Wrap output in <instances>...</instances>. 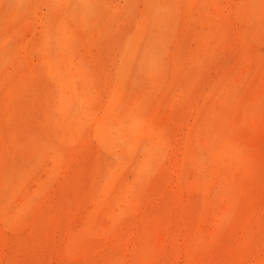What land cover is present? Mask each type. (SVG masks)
<instances>
[{
  "label": "rangeland",
  "instance_id": "1",
  "mask_svg": "<svg viewBox=\"0 0 264 264\" xmlns=\"http://www.w3.org/2000/svg\"><path fill=\"white\" fill-rule=\"evenodd\" d=\"M190 1L157 2L139 27L147 0H108L91 7L90 24L71 25L74 64L84 54V69L97 75L85 95L91 115L65 137L45 107L59 88L44 73L40 43L53 0H31L25 17L29 7L0 0V30L10 31L0 51V264H264V0ZM129 45L138 59L125 104L140 109L137 146L108 148L96 128ZM84 85L80 76L76 87ZM210 144L239 150L233 165L219 166L220 180ZM54 152L63 155L55 171ZM112 169L107 200L97 189Z\"/></svg>",
  "mask_w": 264,
  "mask_h": 264
},
{
  "label": "bare ground",
  "instance_id": "2",
  "mask_svg": "<svg viewBox=\"0 0 264 264\" xmlns=\"http://www.w3.org/2000/svg\"><path fill=\"white\" fill-rule=\"evenodd\" d=\"M18 1L22 3L21 6H25L26 5L27 7H29L28 10H26L27 8H25V11L23 13V17L28 16L29 13L31 12V9L33 8L32 7V4H31V0H29L28 2H25L24 0H18ZM147 1H148V4H149V10H148L147 14L145 15L144 21L143 22L141 21V23L139 24V27L146 26L150 21H152L153 14H151V11L155 9V7L157 5V2L162 1V0H147ZM204 1H207V0H204ZM193 2H194V0H191L190 1V4L192 5ZM82 4H83V6L79 10V9L76 8L78 6V0H53V4H52V6L49 7L48 13L46 15L45 30L43 31V34H42V37H41V41H40L41 45L42 46H45V50L48 53V55L45 57V62L44 63H45L46 68L44 70V73H45L46 77L49 79V81H52V82L58 84V86H59V88L56 90V94L55 93L54 94L48 93V96L46 97L48 99L47 100V103H46L47 106H45V107L47 109L50 108L51 111L53 112V115L54 116L55 115L58 116L56 119L53 120V122L55 123V126H54L55 133L58 134L60 132H63L65 134L64 135L65 137H66V135H68V136L70 135V137H73V136L76 135V133H78V131L81 130V125H82V116H81V114L83 116H85V117H88V116L91 115V108H90L89 103L85 100V95L87 93L88 83L90 82V80H93V78H94L93 76L94 75H97V73L94 74V73H92L90 71L88 72L87 70L84 69V67L86 66L84 64V62H83L84 61V59H83L84 58V54L81 55L82 56V60L78 64H76V63L74 64V62H75L74 59H73V50H74L73 49V43H74L73 41H74V39H73L72 35L71 36L69 35L68 32H70V28H71V25L72 24H73V28H74V25H76V24H77L78 27H81L82 25L85 26L86 24H90L91 23V19H92L90 16H92V14H93L92 13L91 15H89V12H90L91 7L93 6V11L97 7L96 10L98 11L99 5H103L104 7H106L108 5V0H83ZM165 6H166V4H165ZM22 8H24V7H22ZM22 8H21V10H22ZM74 30H75V28H74ZM75 32L79 34L78 30H76ZM9 34H10V31L8 29V26L5 29L4 28H1V30H0V36H1V38L0 39L2 41L0 42V45H1L0 51L7 45V43H6L5 40H6L7 37H9ZM78 34L76 35L77 36V39L78 38H82L83 35H84V34L83 35L81 34L80 36H78ZM85 50H87V49H85ZM132 51H133L132 50V45H129V47H128L125 55H124V58H123V64L119 67L118 72H117V81H119V83L117 84L116 88L112 91L113 92V95H112V98L110 100L111 106L109 108V111H107L105 113V117L102 118V120L98 123L97 128H96L97 136L101 140L102 144L105 147H108V148H112L113 146H116L118 144L117 143L118 140H121V141H124V142H127V143H133L132 144V148H134V149L137 146L135 144V142H133L131 140V136H132L133 132L140 127L139 126L140 125V121H139L140 117L137 116V114H138L137 112H140V109H138L139 108L138 105H135V106L131 107L129 104H125V98H127L128 95H129V93H130V91H128V88H127L126 80L129 78V74L131 72V69L130 68L133 66V64L138 59V53L137 52L136 53H132ZM85 54H86V52H85ZM81 69H83L84 71L81 72ZM80 76H82V79H83L85 85L81 89H78L76 87V84H77L78 78ZM118 109H123V113H125V118L126 117L132 118V124L131 125L126 126L125 120L122 121L121 116H118L117 115L118 114V111H117ZM49 117H52V116H49ZM118 117H120L119 126L116 128V127H114V124H115V120ZM9 125L11 127V123ZM241 127H242V125H241ZM176 141H177V139H176ZM25 143H26L25 141L19 142L18 143V147L24 146ZM158 145L159 144L157 142H154L153 141L151 143V150L152 149H156L157 150ZM210 145L208 147H206V148L215 157V159H214V171H216V172H214L215 173V178L217 180H220L222 178V173L218 169L219 166L222 165V164H225V163L226 164L228 163V165H231V164L233 165V163L236 162V160H238V158H239V154H238L239 150H235L234 147H233V145H231V144H227L223 148H218L217 150L214 149V147H215L214 144L213 145L210 144ZM34 150H35V154H36V157L38 158V160L43 161V157H44V155H46V151H45V149H43V146H42V148L34 147ZM55 150H56V147H55ZM62 156L63 155H58V153L54 152L53 156H51L53 158L52 159L53 160V165H52L53 166V169H51V170H54L55 171V169L58 168V166L62 162V158H61ZM44 162H46V160ZM111 164H113V163H111ZM118 169H120L119 166H118ZM147 171H148V166L143 165V167L141 169V174L142 173H145ZM115 172H116V169H112V170H110V171H108V172L105 173L106 181L103 184H101L100 187L97 189L98 196L104 197L107 200H110V197L112 196V194L114 192L112 180L115 177ZM123 172H124V170H123ZM133 174H132V172L130 174V175H132V178H133ZM121 178H122V176H121ZM132 178L130 180H132ZM9 183L11 185L10 187L13 189L14 180L12 178L9 179ZM171 184H172V182H171ZM119 185H120V183H119ZM132 187L133 186H130L129 187V185H128V188H132ZM165 191H167V190H165ZM131 196H133V195H131ZM51 197H52V195H51ZM125 198H127V197H125ZM163 199H164V197H163ZM179 199H180V197H179ZM81 203H83V202H81ZM104 203H105V201H104ZM24 207H25V205H24ZM67 207H68V205H67ZM80 207H81V205H80ZM119 207H121V205H119ZM8 211H9V205L6 204V206H4L2 208V212H3L4 215H7L8 214ZM117 211H118V209H117ZM151 211H152V209H151ZM50 212H53V211H50ZM85 216H86V214H85ZM87 216H88V213H87ZM113 216L116 217L117 214L114 213ZM87 224H89V223H87ZM170 226H172V225H170ZM45 229L47 230L48 228H45ZM123 229H125V228H123ZM119 230H121V229H119ZM128 230H129V228H128ZM4 233H6V232H4ZM113 233H115V231H113ZM111 235H112V233H111ZM111 235H110V237H111ZM65 237H66V235H65ZM105 238H106V236H105ZM131 238H132V236H131ZM104 240L106 241V239H104ZM116 242L118 243V240ZM132 242H134V240ZM182 244H183V242H182ZM106 246H107V242H106ZM177 246H176V249H177ZM167 248H168V246H167ZM180 248H182V247L180 246ZM4 249H5V246H4ZM124 250H126V249H124ZM4 252H2V253H4ZM99 252L101 253V251H99ZM179 252L181 253L180 250H179ZM63 255H64V253H63ZM4 257H5V255H4ZM62 259H64V258H62ZM87 260H89V258ZM87 260H85V261H87ZM170 262H172V261H170Z\"/></svg>",
  "mask_w": 264,
  "mask_h": 264
}]
</instances>
